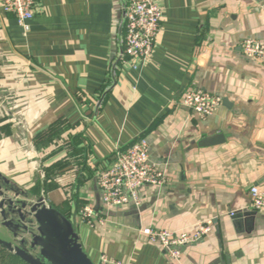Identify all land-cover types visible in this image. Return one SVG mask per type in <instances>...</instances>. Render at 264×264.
<instances>
[{
  "label": "crops",
  "instance_id": "0c3cea01",
  "mask_svg": "<svg viewBox=\"0 0 264 264\" xmlns=\"http://www.w3.org/2000/svg\"><path fill=\"white\" fill-rule=\"evenodd\" d=\"M128 0H37L30 30L0 7V182L44 196L76 222L84 250L130 264H264V0H157L163 18L148 59H122ZM219 96L204 117L181 103L189 88ZM223 134L218 144L203 142ZM167 176L139 206L110 209L91 228L80 211L105 210L101 171L140 138ZM10 181L7 185L2 179ZM236 213L231 216L230 212ZM212 230L179 260L144 228Z\"/></svg>",
  "mask_w": 264,
  "mask_h": 264
},
{
  "label": "built area",
  "instance_id": "2783aa9c",
  "mask_svg": "<svg viewBox=\"0 0 264 264\" xmlns=\"http://www.w3.org/2000/svg\"><path fill=\"white\" fill-rule=\"evenodd\" d=\"M37 0H0V7L7 13L14 14L19 24L30 30L28 21L34 16ZM162 8L157 0H128L124 8V36L122 59H148L157 42L161 21ZM244 53L252 58L264 62V41L246 39L242 43ZM181 103L207 117L214 113L222 103L219 96L201 89L189 88L182 96ZM167 183L165 172L149 160V142L146 137L130 145L126 150H117L112 165L101 171L98 177V187L105 210H96L92 206H85L81 211L83 221L91 228L107 221L112 208L132 203L139 206L142 202L141 189L146 185L163 186ZM252 210L264 209V191L259 187L251 188ZM231 216L236 213L231 211ZM212 230L209 223H200L194 231L175 232L169 230H154L144 228L143 233L152 241L158 242L167 255L179 260L182 256L181 248L195 242ZM97 264H130L101 254Z\"/></svg>",
  "mask_w": 264,
  "mask_h": 264
},
{
  "label": "water",
  "instance_id": "95a60500",
  "mask_svg": "<svg viewBox=\"0 0 264 264\" xmlns=\"http://www.w3.org/2000/svg\"><path fill=\"white\" fill-rule=\"evenodd\" d=\"M224 138L216 134L203 145ZM0 224L9 234L8 239L0 236V245L27 264H96L83 248L76 222L48 205L43 195L30 198L27 192H14L0 182Z\"/></svg>",
  "mask_w": 264,
  "mask_h": 264
},
{
  "label": "rangeland",
  "instance_id": "374dc122",
  "mask_svg": "<svg viewBox=\"0 0 264 264\" xmlns=\"http://www.w3.org/2000/svg\"><path fill=\"white\" fill-rule=\"evenodd\" d=\"M0 236L4 239L9 238V234L4 226L0 224ZM0 264H25L19 260L14 253L0 245Z\"/></svg>",
  "mask_w": 264,
  "mask_h": 264
},
{
  "label": "trees",
  "instance_id": "16d2710c",
  "mask_svg": "<svg viewBox=\"0 0 264 264\" xmlns=\"http://www.w3.org/2000/svg\"><path fill=\"white\" fill-rule=\"evenodd\" d=\"M123 32H124V36H125V34H126V28H125V26L123 27ZM16 257H17L19 260H21L23 263L27 264V263L24 262L22 259H20L17 255H16Z\"/></svg>",
  "mask_w": 264,
  "mask_h": 264
}]
</instances>
